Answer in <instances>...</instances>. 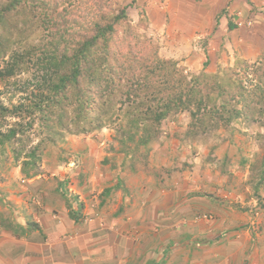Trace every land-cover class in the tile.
Wrapping results in <instances>:
<instances>
[{"label": "crops", "instance_id": "crops-1", "mask_svg": "<svg viewBox=\"0 0 264 264\" xmlns=\"http://www.w3.org/2000/svg\"><path fill=\"white\" fill-rule=\"evenodd\" d=\"M160 8L186 44L206 43L207 70L216 55L232 66L264 51V0H168ZM238 8L252 25L226 30L221 14ZM88 137L92 147L72 150L68 173L64 164L49 173L43 164L47 174L24 179L0 156V264H264V205L254 214L258 201L235 174L169 138L150 154L160 164L122 170L123 158L118 165ZM65 174L66 196L55 180Z\"/></svg>", "mask_w": 264, "mask_h": 264}, {"label": "trees", "instance_id": "trees-1", "mask_svg": "<svg viewBox=\"0 0 264 264\" xmlns=\"http://www.w3.org/2000/svg\"><path fill=\"white\" fill-rule=\"evenodd\" d=\"M128 19L125 6L104 9L99 0H0V79L24 92L10 108L0 102V117L15 119L0 130V155L8 150L25 177L41 172V156L56 133L85 135L111 125L112 139L133 158L132 167L139 148L160 138L170 115L188 114L185 141L201 134L207 139L238 119L252 126L256 115V121L264 117V54L258 62L237 58L221 75L190 74L160 56ZM16 45L24 48L16 51ZM34 135L38 142L32 145ZM260 161L251 164L258 169L250 182L257 201L264 154ZM219 169L224 172L225 163Z\"/></svg>", "mask_w": 264, "mask_h": 264}, {"label": "rangeland", "instance_id": "rangeland-1", "mask_svg": "<svg viewBox=\"0 0 264 264\" xmlns=\"http://www.w3.org/2000/svg\"><path fill=\"white\" fill-rule=\"evenodd\" d=\"M167 1L168 0H109L107 2V0H99V4L102 5L104 9L111 7L114 11L125 6L129 23L135 28L137 35L141 38H143V36L150 38L153 43L157 45L160 56L175 60L178 66L183 68L185 72L190 74L206 72L207 74L221 75L230 70L233 65H225L223 61L221 62L219 55H216L218 56L217 63L211 67H215V70H207L206 65L204 64L208 61L209 57H211V52L207 51L208 49H206L205 46L206 43L199 41L200 39H197L198 37H195L193 41L191 40L190 45L185 43L188 39V37L185 35V32H181L179 29H173L171 27L172 23H170L168 20L166 21L168 14L165 15L164 11H162L160 8L163 7ZM108 3H110L109 6ZM153 5L158 7H154ZM69 6V8H74L73 5ZM218 18H220V16ZM123 28L124 26L122 25L120 30H123ZM22 44L23 46L25 45V43ZM23 48L24 47H22V45H16V51H21ZM226 57H228L227 54ZM2 65L3 62H0L1 67ZM238 72L240 73V71ZM248 72L249 74L246 77L244 75L245 84L248 83L247 78H250L251 76L250 70H248ZM19 85H23L22 80H19ZM18 87L19 86H15L9 81L0 79V102L5 107L10 108L12 103L18 102L21 96H24V92L19 90ZM186 117L188 118L187 113H177L170 115L168 119L164 120V122L161 124V129L163 132L160 134V138L154 142H151L145 147L139 148L137 151L138 158L137 156L134 157V165L132 167L134 168L141 163H150L151 160L155 164L156 161L158 164H160L157 155H155L153 158L154 154L151 156L150 154L151 152H154L153 150L157 147L156 143H158L160 140L169 138L177 142L181 141V143L191 144L182 145L187 146V148L193 147L196 151H198L196 157H202V159L205 160V157L203 156L204 150L206 152L205 155H208V158H213L216 162H218L215 168H217L220 164L225 163L227 170L225 175L228 176L229 173L235 174L234 179H236L238 182H242L251 190L250 187L252 183L250 182H254L256 180L258 173L257 167L251 168V164L258 166L261 162V157L264 154V137L257 138L255 135L256 132L264 134V128L261 125V121H264V117L262 116L260 117L259 121H256V119L259 118V115H256L253 122L254 125L252 126L245 124V121L238 119L233 121L229 126L218 128V130L213 132L214 134H211V136H209L207 139H205L202 134L198 135L199 133H197L196 135L198 136L194 138V141H185L184 135L188 124ZM14 120L15 119L9 115H5L2 118L0 117V130L5 131ZM37 129L38 127L36 128L35 125L34 133L36 134L38 131ZM113 132L114 129L111 125H105L104 127L93 132L86 133L85 135L82 133L74 134L64 132L60 138H57L58 133H56L54 135L55 144L48 146L44 154L41 156L42 160L40 162V171L44 174H47L43 164H45V166H51L46 167L48 169L51 168L54 171V167L52 166L56 165L58 162L67 164L71 160H75L77 156L72 150H77V152L84 150L85 145L87 147H92L89 146L83 139L86 138V136H91L90 138H92L93 147L102 149L107 153L110 152V154H112L111 156L116 154V156L119 158L117 161L118 165L121 161V158H123L121 169L128 170V168H131L129 167L131 166L130 160L133 158L130 159V157L125 155L122 150H119V145L112 139ZM34 136L35 137L32 139V145L38 142V137L36 135ZM195 139H203L204 143ZM97 140L98 142L102 141L103 144L98 146L96 144ZM166 140L168 141V139ZM144 152L147 153L146 156L144 155ZM242 158L246 160L243 165L240 164ZM111 159L114 161L115 157L110 158L109 162H111ZM104 161L108 162L107 159H104ZM177 162L180 164L183 163V157H181L179 161H176V163ZM117 163L115 162L116 165L114 166H117ZM124 164L127 166H124ZM179 166H183V164ZM70 167H73V165L70 164ZM70 167L67 166V173L70 171ZM165 167L166 166H163V168ZM185 167L183 169L186 170ZM177 170L181 171L182 169ZM66 175L68 174H65V176Z\"/></svg>", "mask_w": 264, "mask_h": 264}, {"label": "clouds", "instance_id": "clouds-1", "mask_svg": "<svg viewBox=\"0 0 264 264\" xmlns=\"http://www.w3.org/2000/svg\"><path fill=\"white\" fill-rule=\"evenodd\" d=\"M241 8H238L237 10H233L234 12L232 13V14H230L229 13V10H227V9H225L224 10V12L222 13V19L223 20H226V30H228V29H232V28H236V27H241V26H247V27H249V26H251L252 25V23H253V21H252V19H249V18H244L243 17V13L241 12ZM246 15V14H245ZM230 25V26H229ZM264 54V51H262L261 53H260V55L255 59V60H252V61H248V60H245V59H243V58H239V57H237L238 58V60H241V59H243V61H247V62H258L259 60H260V58H261V56ZM236 58V59H237ZM236 59H234V62H233V65H234V63H235V60ZM225 65H227V66H230L229 64H225ZM13 104V103H12ZM179 143L182 145V144H184V145H191V144H188V143H181V141H179ZM184 145H182V146H184ZM184 147H187V146H184ZM150 154V153H149ZM2 155H4V156H6L7 157V160L5 161V162H9L12 166H14V167H20L19 165H17V166H15L14 164H13V161H12V158L9 156V151L7 150L6 152H4V154H2ZM209 155H210V153H209ZM1 156V155H0ZM146 156V155H145ZM211 156V155H210ZM205 161L206 162H209L210 164H214L215 163V166L217 165V163L218 162H216L213 158L212 159H210V158H208V155H206L205 156ZM70 163V162H69ZM67 165L66 163H62V162H58L56 165H54L55 167L56 166H59V165ZM2 165H4V162L2 163ZM222 164H220L219 166H221ZM47 166V165H46ZM140 166H148V163H141L140 165H138V166H135L134 168L133 167H131V168H128V170L129 171H132V172H135ZM186 165H183L182 167H181V169H183L184 167H185ZM215 166H214V168H215ZM219 166L217 167V168H215L216 170L218 169L219 171H220V169H219ZM47 167H51V166H47ZM186 168V167H185ZM127 169V168H126ZM49 171H48V173L51 171L50 169H48ZM19 172H21L20 170H19ZM39 174V173H38ZM37 175V174H36ZM35 176V175H34ZM22 177L24 178V179H26V178H31V177H25L24 175H22ZM33 177V176H32ZM55 180L56 181H64L65 182V185H63L61 188H59V189H61L62 191H61V193L62 194H65V196L67 195V193H65L66 191H67V188H66V184H67V182L69 181V177H68V175L67 176H65L63 179H58V178H55ZM264 188H261V190H263ZM250 190V189H249ZM260 190V191H261ZM250 196H251V190H250ZM262 198V197H261ZM68 200V199H67ZM70 202H71V206H72V204H73V198H71V200H70ZM264 205V203L261 201V200H258V205H256V208H253V212H254V214L255 213H259V209L261 210L262 209V206ZM73 207V206H72ZM198 217H200V216H197V218ZM248 224L250 225V226H252V225H255V221H254V219H251V221H249L248 222Z\"/></svg>", "mask_w": 264, "mask_h": 264}]
</instances>
